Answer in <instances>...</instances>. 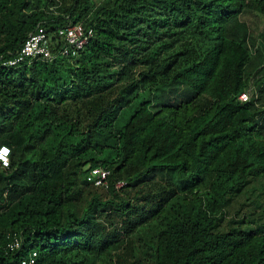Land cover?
I'll return each instance as SVG.
<instances>
[{
    "label": "trees",
    "instance_id": "trees-1",
    "mask_svg": "<svg viewBox=\"0 0 264 264\" xmlns=\"http://www.w3.org/2000/svg\"><path fill=\"white\" fill-rule=\"evenodd\" d=\"M246 11L264 0H0L16 209L0 264H264V34ZM75 23L93 36L66 57L56 32ZM38 27L52 58L3 64ZM97 166L107 187L86 180Z\"/></svg>",
    "mask_w": 264,
    "mask_h": 264
},
{
    "label": "built area",
    "instance_id": "built-area-1",
    "mask_svg": "<svg viewBox=\"0 0 264 264\" xmlns=\"http://www.w3.org/2000/svg\"><path fill=\"white\" fill-rule=\"evenodd\" d=\"M56 35L65 42V45L61 49L60 53L66 57H76L84 46L89 42L93 36V29L86 27L82 23H75L63 28H59ZM52 58V52L50 48V40L47 32L43 27H38L32 32L28 38L24 41L20 51L13 58L6 60L3 64L14 66L19 63L27 61L28 63L34 59L49 60ZM251 95V89L242 92L239 95L241 101L249 100ZM7 153L4 146L0 150V159L5 163L7 159ZM4 158V159H3ZM109 170L104 167H93L86 174V180L91 182L95 186L107 187V177ZM121 185V184H119ZM20 240L13 235V238L8 242L7 247L10 249L17 248ZM36 252H32L28 258H24L21 264H33Z\"/></svg>",
    "mask_w": 264,
    "mask_h": 264
},
{
    "label": "rangeland",
    "instance_id": "rangeland-1",
    "mask_svg": "<svg viewBox=\"0 0 264 264\" xmlns=\"http://www.w3.org/2000/svg\"><path fill=\"white\" fill-rule=\"evenodd\" d=\"M241 19L248 23L252 36L256 37L259 33L264 34V18L261 15L255 12L246 11L242 14ZM258 38L261 42L264 41V36ZM254 90L255 88L252 84V91ZM15 210L16 209H13L12 207H6L3 199H0V215H2V220L10 217L13 213L15 214ZM0 223H2V221Z\"/></svg>",
    "mask_w": 264,
    "mask_h": 264
},
{
    "label": "clouds",
    "instance_id": "clouds-1",
    "mask_svg": "<svg viewBox=\"0 0 264 264\" xmlns=\"http://www.w3.org/2000/svg\"><path fill=\"white\" fill-rule=\"evenodd\" d=\"M4 148H6V147H4ZM0 150H1V147H0ZM6 150H7L6 152H8V149L7 148H6Z\"/></svg>",
    "mask_w": 264,
    "mask_h": 264
}]
</instances>
